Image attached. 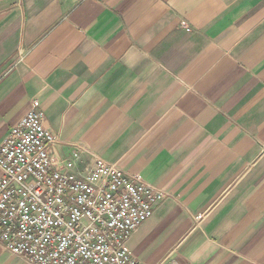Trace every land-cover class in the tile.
<instances>
[{
    "label": "crops",
    "instance_id": "1",
    "mask_svg": "<svg viewBox=\"0 0 264 264\" xmlns=\"http://www.w3.org/2000/svg\"><path fill=\"white\" fill-rule=\"evenodd\" d=\"M33 101L76 173L166 194L137 262L264 264V0H0V144Z\"/></svg>",
    "mask_w": 264,
    "mask_h": 264
},
{
    "label": "built area",
    "instance_id": "2",
    "mask_svg": "<svg viewBox=\"0 0 264 264\" xmlns=\"http://www.w3.org/2000/svg\"><path fill=\"white\" fill-rule=\"evenodd\" d=\"M38 101L0 144V246L27 264H140L131 235L166 194L97 158L54 155Z\"/></svg>",
    "mask_w": 264,
    "mask_h": 264
}]
</instances>
